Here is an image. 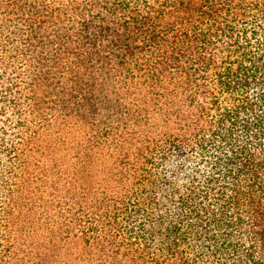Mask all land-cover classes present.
<instances>
[{"label":"trees","instance_id":"trees-1","mask_svg":"<svg viewBox=\"0 0 264 264\" xmlns=\"http://www.w3.org/2000/svg\"><path fill=\"white\" fill-rule=\"evenodd\" d=\"M0 264H264V0H0Z\"/></svg>","mask_w":264,"mask_h":264}]
</instances>
